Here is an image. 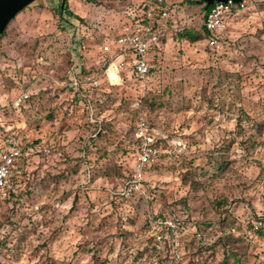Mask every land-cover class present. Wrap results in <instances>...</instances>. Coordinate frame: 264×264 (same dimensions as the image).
Returning <instances> with one entry per match:
<instances>
[{"label": "rangeland", "instance_id": "374dc122", "mask_svg": "<svg viewBox=\"0 0 264 264\" xmlns=\"http://www.w3.org/2000/svg\"><path fill=\"white\" fill-rule=\"evenodd\" d=\"M60 1L35 0L0 37V140L28 148L0 199V264H264V227L251 224L264 222V0L226 18L217 48L178 36L201 26L200 0H167L147 82L102 74L89 106L72 68L103 72L150 0H67L70 13ZM140 116L159 155L145 195L117 204L108 190L134 170Z\"/></svg>", "mask_w": 264, "mask_h": 264}, {"label": "built area", "instance_id": "2783aa9c", "mask_svg": "<svg viewBox=\"0 0 264 264\" xmlns=\"http://www.w3.org/2000/svg\"><path fill=\"white\" fill-rule=\"evenodd\" d=\"M247 0L240 2H214L210 5L202 25L208 31L207 44L211 48L220 46L219 40L221 32L227 25L226 18L239 10L246 9ZM168 3L167 0H156L145 10L142 11L139 20L131 25L130 28L123 31L116 40V48L109 56L107 67L103 72L98 74H89L82 80L92 85H98L102 74L109 76V69L117 73L124 68H132L135 73L136 80L145 84L151 73L152 64L150 63L149 54L150 48L157 44L162 38L167 35L168 25L167 18ZM72 68L71 85L77 86L80 81L76 75L80 70ZM28 93L24 90L20 91V95L11 99V106L18 108L22 101L27 99ZM1 119V106H0ZM136 138L139 140L136 146L137 156L134 163V170L122 186L117 190L110 192L111 199L120 204L125 199L135 195H145L147 187L144 185V174L148 166L159 155L158 148L154 145L153 138L148 133V128L144 117L140 116L137 124ZM45 151H48L45 148ZM28 154L23 147L1 148L0 146V197L5 198L12 192H15V182L12 179V167L15 161L25 157ZM163 224L167 226L173 233L174 247H178V233L176 231L175 222L171 219L163 220ZM252 228L259 229L264 227V222L261 218L251 220ZM179 257V254L176 255Z\"/></svg>", "mask_w": 264, "mask_h": 264}, {"label": "trees", "instance_id": "16d2710c", "mask_svg": "<svg viewBox=\"0 0 264 264\" xmlns=\"http://www.w3.org/2000/svg\"><path fill=\"white\" fill-rule=\"evenodd\" d=\"M156 0H150V1H148V2H142L141 4H140V8H142L141 10L143 11V10H145L148 6H150L153 2H155ZM201 1V3L202 4H204L203 5V19H204V17H205V15H206V13H207V11L209 10V8H210V6H206V3L203 1V0H200ZM247 1H251V0H247ZM27 7V6H26ZM24 9V8H23ZM22 9V10H23ZM21 10V11H22ZM59 10H60V12H68V13H70V11H69V9H68V7H67V0H61L60 1V3H59ZM20 11V12H21ZM243 11H240V13H242ZM239 13V14H240ZM238 14V15H239ZM139 18H140V16L139 17H135V18H133V23H135V22H137L138 20H139ZM173 20L170 18V17H168L167 18V20H166V22L167 23H171ZM203 21V20H202ZM8 26V25H7ZM7 26H6V28H7ZM6 28L4 29V31L1 33V35H0V37L5 33V30H6ZM208 35H209V33H208V31L205 29V27L201 24V26L200 27H198V28H194V27H188V28H183V30L181 31V32H178V36L180 37V38H184L185 40H187L188 42H190V43H194V42H203V43H205L207 46H208V44H207V38H208ZM167 37V35L164 37V38H162L157 44H155V45H153L151 48H150V50H152V49H155L156 47H159L160 46V44L163 42V40L165 39ZM220 38H221V35H220ZM131 71L133 72V70H132V68H131ZM89 74H91L89 71H86V68H85V66H84V64L83 65H81V67H80V70H79V72L77 73V75H76V77H77V79L80 81V83H78V85L77 86H72L71 85V83H70V85H71V87H72V89L74 90V92H75V95H80V96H82L83 98H81L82 100H84V101H86V104L89 106V104H91V98H89L88 97V94H87V91H88V89H91V88H93V87H96L97 85H92V84H90V83H88V82H86V81H83L82 79L85 77V76H87V75H89ZM70 79V78H69ZM70 82H71V79H70ZM115 84V83H114ZM99 85V84H98ZM28 99H29V95H28V97H27V99H25L24 100V102L22 103V105L25 103V102H27L28 101ZM89 121L92 123V124H96L97 123V120L96 119H92L91 117H90V119H89ZM254 123L252 124V125H254L256 128H260V125H259V123L258 122H255V121H253ZM0 131H1V128H0ZM0 146H1V148H8V147H6V145H2V142H1V140H0ZM84 157V156H83ZM135 162V161H134ZM17 166H18V160L17 161H15V163H14V165H13V167H12V179L15 181V178H17ZM215 167H216V165H215ZM228 167V164H227V161L226 160H223L222 162H220V163H218V165H217V167H216V170H217V173H219V172H221V171H223V170H225L226 168ZM88 170V179H89V176H91V170L89 169V168H87ZM132 174V173H131ZM131 174H130V176H131ZM129 176V177H130ZM129 177L127 178V179H129ZM126 179V180H127ZM125 180V181H126ZM124 181V182H125ZM123 182V183H124ZM122 183V184H123ZM15 184H16V181H15ZM122 184L120 185V187L122 186ZM144 185L149 189V186L148 185H146L145 184V181H144ZM17 187V186H16ZM120 187H118V188H115V189H109L108 190V194L110 195V192L112 191V190H117V189H119ZM135 195H137V194H135ZM138 195H140V194H138ZM134 196V195H133ZM133 196H131V197H133ZM11 197H13L11 194L9 195V196H7V197H5V198H2V197H0V199H4V200H8V199H10ZM131 197H129V198H127V199H125L124 201H127L128 199H130ZM110 198H111V196H110ZM113 201V200H112ZM123 201V202H124ZM114 202V201H113ZM262 219V218H261ZM257 233H260V229H256L255 230ZM94 258H97V257H94ZM98 262V263H97ZM96 263L97 264H105V260H101L100 262H99V260L98 259H96Z\"/></svg>", "mask_w": 264, "mask_h": 264}, {"label": "water", "instance_id": "95a60500", "mask_svg": "<svg viewBox=\"0 0 264 264\" xmlns=\"http://www.w3.org/2000/svg\"><path fill=\"white\" fill-rule=\"evenodd\" d=\"M35 0H0V35L9 24V22L26 6ZM64 1V0H63ZM206 6L212 5L214 2H227L228 0H203ZM240 2L242 0H232Z\"/></svg>", "mask_w": 264, "mask_h": 264}, {"label": "bare ground", "instance_id": "6f19581e", "mask_svg": "<svg viewBox=\"0 0 264 264\" xmlns=\"http://www.w3.org/2000/svg\"><path fill=\"white\" fill-rule=\"evenodd\" d=\"M109 74H112L113 73V75H115L116 76V73H115V71H113L112 69H109Z\"/></svg>", "mask_w": 264, "mask_h": 264}]
</instances>
